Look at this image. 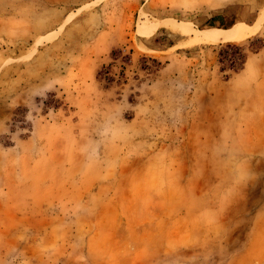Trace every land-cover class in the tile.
<instances>
[{"label": "rangeland", "instance_id": "374dc122", "mask_svg": "<svg viewBox=\"0 0 264 264\" xmlns=\"http://www.w3.org/2000/svg\"><path fill=\"white\" fill-rule=\"evenodd\" d=\"M263 13L0 0V264H264Z\"/></svg>", "mask_w": 264, "mask_h": 264}, {"label": "bare ground", "instance_id": "6f19581e", "mask_svg": "<svg viewBox=\"0 0 264 264\" xmlns=\"http://www.w3.org/2000/svg\"><path fill=\"white\" fill-rule=\"evenodd\" d=\"M262 22H264V13L258 17L257 21L253 25L243 28L211 27L209 29H197L195 27H190L189 29L183 30V32L190 37L189 40L204 38L214 43L234 41L244 39L255 34L259 30Z\"/></svg>", "mask_w": 264, "mask_h": 264}, {"label": "clouds", "instance_id": "9594fccd", "mask_svg": "<svg viewBox=\"0 0 264 264\" xmlns=\"http://www.w3.org/2000/svg\"><path fill=\"white\" fill-rule=\"evenodd\" d=\"M117 115L118 113H113L105 119L100 132V136L103 139L115 142L117 140L125 138L128 134V130L119 124ZM98 150L99 144L97 143H90L84 148L89 162L95 160L98 155Z\"/></svg>", "mask_w": 264, "mask_h": 264}, {"label": "trees", "instance_id": "16d2710c", "mask_svg": "<svg viewBox=\"0 0 264 264\" xmlns=\"http://www.w3.org/2000/svg\"><path fill=\"white\" fill-rule=\"evenodd\" d=\"M215 26H220V25H215ZM208 27V26H207ZM221 27H223V25H221Z\"/></svg>", "mask_w": 264, "mask_h": 264}]
</instances>
